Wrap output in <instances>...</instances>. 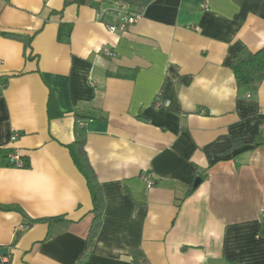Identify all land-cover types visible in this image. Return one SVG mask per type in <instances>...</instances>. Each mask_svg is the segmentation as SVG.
<instances>
[{
  "label": "crops",
  "instance_id": "1",
  "mask_svg": "<svg viewBox=\"0 0 264 264\" xmlns=\"http://www.w3.org/2000/svg\"><path fill=\"white\" fill-rule=\"evenodd\" d=\"M0 31L33 36L0 34V264H264V80L230 67L264 47V0H0ZM76 129L106 202L90 250Z\"/></svg>",
  "mask_w": 264,
  "mask_h": 264
},
{
  "label": "trees",
  "instance_id": "2",
  "mask_svg": "<svg viewBox=\"0 0 264 264\" xmlns=\"http://www.w3.org/2000/svg\"><path fill=\"white\" fill-rule=\"evenodd\" d=\"M81 1V0H76ZM243 0H236V2L241 3ZM0 34L7 38H12L24 43L25 48L31 46V42L33 39L32 35L29 34H20L13 32H5L0 31ZM67 32L65 30L64 24H62V29L60 35H66ZM230 67L234 73L236 82L239 87H248L251 89H255L258 85L264 80V47L260 50L253 52L247 47H243L239 50V52L233 57ZM8 79V76H0V84H3ZM56 97L53 92L50 93L49 96V111L54 105H56ZM79 118V117H78ZM245 142L241 141L239 138H235L233 142V146L226 150V152H230L235 148L240 146H244ZM255 147L264 145V133H261L254 141L251 142ZM72 157L74 159L75 164L80 169V171L85 175L88 180V184L90 186L94 208H93V217L90 224V228L87 235V250L92 248L95 238L98 236V233L101 229L103 223V214L105 210V197L103 188L100 184L98 176L91 165L89 160V156L86 150V137L84 133L80 130L76 129V137L75 140L69 145ZM4 157V151L0 148V162ZM25 166L29 167L30 163L28 160H24ZM195 190L194 185H192L187 194ZM53 218H43V219H30L27 225H32L34 222L52 220ZM262 231L264 234V221L262 223ZM19 238V234L16 235L15 241L13 244H16ZM142 253L137 250L133 251V261L135 264H148L147 260L140 261ZM10 258V257H9ZM10 263V259L8 260V264Z\"/></svg>",
  "mask_w": 264,
  "mask_h": 264
},
{
  "label": "built area",
  "instance_id": "3",
  "mask_svg": "<svg viewBox=\"0 0 264 264\" xmlns=\"http://www.w3.org/2000/svg\"><path fill=\"white\" fill-rule=\"evenodd\" d=\"M123 7H124V9L127 10L128 5H127V4H125V5L123 4ZM137 19H138V16H137V15L132 14V13H130V12L126 13L124 16H122V18H121V20H120V22H121V23H119V27H120V29H121V30H126V29L128 28V26H129L130 24L136 22ZM115 28H116L115 26H111V27H110L111 30H113V29H115ZM103 51H105V53H106L108 56H114V55H115L114 51H113L111 48H109V47H105V49H104ZM10 159H11V161L13 162V164H14L15 166H19V167H21V166H22V167L25 166L24 161L21 159V157L18 155V153L11 154V155H10ZM144 180H145V182H147V185H148V186H151V185L154 184L153 180H152V179L150 178V176H148V175H145V176H144ZM261 216H262V218L264 219V208L261 209Z\"/></svg>",
  "mask_w": 264,
  "mask_h": 264
},
{
  "label": "water",
  "instance_id": "4",
  "mask_svg": "<svg viewBox=\"0 0 264 264\" xmlns=\"http://www.w3.org/2000/svg\"><path fill=\"white\" fill-rule=\"evenodd\" d=\"M201 180L202 179H200V177H197L196 179H195V182H194V187L196 188L198 185H200L201 184ZM9 254V247H7V246H2V247H0V255H4V256H6V255H8Z\"/></svg>",
  "mask_w": 264,
  "mask_h": 264
}]
</instances>
